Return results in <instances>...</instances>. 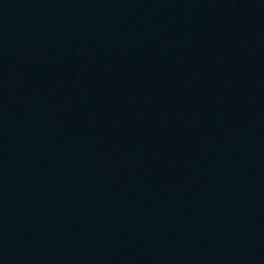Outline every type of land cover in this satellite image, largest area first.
<instances>
[{
    "label": "water",
    "instance_id": "1",
    "mask_svg": "<svg viewBox=\"0 0 264 264\" xmlns=\"http://www.w3.org/2000/svg\"><path fill=\"white\" fill-rule=\"evenodd\" d=\"M0 264H264V0H0Z\"/></svg>",
    "mask_w": 264,
    "mask_h": 264
}]
</instances>
